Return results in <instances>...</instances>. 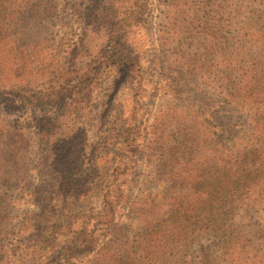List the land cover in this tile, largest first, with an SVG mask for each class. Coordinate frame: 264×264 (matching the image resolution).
Masks as SVG:
<instances>
[{
	"label": "rangeland",
	"instance_id": "374dc122",
	"mask_svg": "<svg viewBox=\"0 0 264 264\" xmlns=\"http://www.w3.org/2000/svg\"><path fill=\"white\" fill-rule=\"evenodd\" d=\"M10 1L0 9V122L25 142L18 164L2 149L0 264H114L130 252V264H264L262 164L251 180L227 189L225 202L186 204V233L170 243L166 232L147 231L127 201L109 221L102 198L106 173L115 168L125 171L117 184L128 195L163 189L154 176L159 148H182L158 123L167 109L205 112L215 104L221 140L231 150L241 146L238 139L249 148V108L183 82L176 58L207 47L210 59L226 60L232 33L258 39L264 22L257 0H50L48 10L38 0ZM121 27L128 32L122 42L140 54L141 87L137 69L96 64ZM253 56L264 59V42L241 63L251 65ZM161 76L180 97L155 89ZM65 87L70 94L55 100ZM177 158L176 166L198 168L196 153Z\"/></svg>",
	"mask_w": 264,
	"mask_h": 264
},
{
	"label": "trees",
	"instance_id": "16d2710c",
	"mask_svg": "<svg viewBox=\"0 0 264 264\" xmlns=\"http://www.w3.org/2000/svg\"><path fill=\"white\" fill-rule=\"evenodd\" d=\"M38 1L40 2L39 7L42 9L48 10L51 7L50 0ZM0 2V9L2 10H8L14 4L10 0H0ZM37 3L36 0L34 4ZM257 3L261 7L260 17L264 22V0H257ZM131 19L130 16L129 21ZM128 26L131 28V25ZM122 31L126 30L121 27V33L116 36V39L108 43V49H106L103 59L101 62L97 61L96 64H100L98 65L99 69L102 63H106V67L113 70L125 66L130 68L131 72L137 69V82L141 87L140 77L142 78L143 64L140 54L139 52L134 54L127 49V42H122L124 37ZM162 32L163 40L166 41V30L163 29ZM257 34L259 35L258 39H248V37L243 38L237 33H232V46L229 44L230 54L226 60L210 59L211 50L207 47L190 54V50H184L179 52L181 59L176 58V61L182 64L185 71V76L182 78L183 82L188 78L190 84L199 89L202 87L209 88L228 105L249 108L250 123L247 132H249L252 140L249 148L244 146L241 139H238L241 146L237 151L231 150L221 140V134L224 133L225 128L217 116V111L214 113L215 104L209 105L212 107H209L205 112L192 108L186 110L183 107L167 109L163 112L161 121L157 122L162 125L163 131L169 134L167 140L179 141L180 144L182 143V148L172 143H169L165 150L162 146L159 148L161 152L159 156L161 160L158 161L160 170L154 176L160 181L163 189L154 193L146 188L141 190L139 195L133 197L121 188L122 185L117 184V178L125 174L124 170L115 168L111 173H106L109 179H106L102 198L109 221L113 222L116 209L124 210V203L127 201L143 218L147 231L153 236L159 234L160 231L166 232L167 235L164 234V237H168L167 241L170 243L173 236L182 237L186 233V225L182 224L185 223L182 221V216L186 214V204L190 201L196 204L203 203L206 198L225 202L229 198L227 189L233 184L248 182L249 172L255 173L259 170V167L256 168L255 166L262 164L264 168V59L253 56L250 61L251 65L246 66L241 63L247 50L250 51L255 46L263 45L264 28ZM205 44H201V46ZM174 55L176 56V53ZM238 56H241L240 59ZM0 67H2L0 71L2 75L6 67L5 65L2 66L1 63ZM18 68L23 69L19 65ZM98 72L96 71V74ZM85 76L89 77L90 73L87 71ZM161 77H159V81L154 82L155 89H165V92L172 97H180L181 95L170 78L168 80L164 76ZM18 82L20 83V80ZM161 82L165 83L162 84ZM83 85L84 83L80 86ZM69 94L70 90L65 87L59 91L55 100ZM34 101L39 102L40 100L35 99ZM3 124L0 122V171L7 159L6 155L2 153V149L5 148L10 151L9 155L13 156L14 159L16 158V164H18L22 144L25 142L20 131L5 128ZM183 148L187 150H182ZM184 151L189 154H198L200 159L197 160L198 168L196 170L190 168L189 165L186 167L176 166L178 152L182 154ZM9 170L12 169L9 167ZM0 178H2L1 172ZM249 180L251 179L249 178ZM0 200L6 202L5 196L0 194ZM165 224L168 228L162 230ZM119 258L120 254H117L114 264H130L129 261L131 260L135 262L131 252L124 261L121 262L123 258Z\"/></svg>",
	"mask_w": 264,
	"mask_h": 264
}]
</instances>
